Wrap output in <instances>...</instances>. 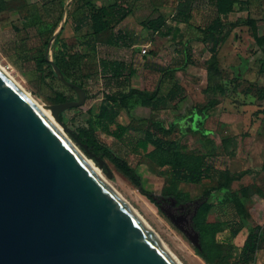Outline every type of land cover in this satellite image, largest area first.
I'll list each match as a JSON object with an SVG mask.
<instances>
[{
    "label": "rangeland",
    "instance_id": "374dc122",
    "mask_svg": "<svg viewBox=\"0 0 264 264\" xmlns=\"http://www.w3.org/2000/svg\"><path fill=\"white\" fill-rule=\"evenodd\" d=\"M116 1L133 12L114 29L95 36L90 23L82 21L80 2L66 0L60 26L45 47L38 30L46 26L45 0H0V66L46 109L58 104L63 95L80 100L81 95L49 67L56 52L63 51V43L79 51L83 59L78 81L86 91L85 102L60 112V125L52 114L56 124L180 264H208L187 234L204 202L211 205L208 220L223 223L218 243H235L233 262L250 231L262 230L264 237V0H237L234 12L222 16L227 35L216 53L211 45L199 41L202 29L216 14L211 0H194L185 16L177 11L181 0L93 3L101 7ZM159 14L165 17V26L158 32L145 29L143 22ZM248 19L256 20L259 41L243 23ZM77 22L83 25L78 33L74 31ZM188 51L192 55L189 60ZM113 60L126 65L121 77L103 65V61ZM175 83L182 90L172 100L168 94ZM132 91L148 92L162 103L155 110L142 107L140 95ZM108 95L124 96L128 110H122L106 132L98 115ZM152 121L172 127L170 141L185 153L202 155L218 172L216 178L200 183H178V189L190 195L184 203L161 195L168 170L147 156L152 146L148 152L138 147L139 140L152 129ZM118 125L130 128L117 136ZM93 129L102 144L136 169L142 188L109 159L100 157V167L98 160L74 141L73 134ZM146 192L153 193L155 202ZM240 225L242 229L234 237L232 229ZM256 264H264V239Z\"/></svg>",
    "mask_w": 264,
    "mask_h": 264
},
{
    "label": "water",
    "instance_id": "95a60500",
    "mask_svg": "<svg viewBox=\"0 0 264 264\" xmlns=\"http://www.w3.org/2000/svg\"><path fill=\"white\" fill-rule=\"evenodd\" d=\"M51 62L81 95L49 106L60 125L59 113L84 104L86 91ZM187 234L200 247L195 228ZM0 264H180L1 68Z\"/></svg>",
    "mask_w": 264,
    "mask_h": 264
},
{
    "label": "trees",
    "instance_id": "16d2710c",
    "mask_svg": "<svg viewBox=\"0 0 264 264\" xmlns=\"http://www.w3.org/2000/svg\"><path fill=\"white\" fill-rule=\"evenodd\" d=\"M83 9L82 21L90 23L95 36L101 35L109 30L114 29L123 20H125L133 9L128 5H122L118 1L101 7H96L93 0H77ZM194 0H181L178 3L177 11L179 15H187L191 9ZM215 8L216 14L212 21L202 29V37L200 42L211 45V51L216 53L220 46L225 42L227 35V26L222 20V16H228L234 12L237 0H211ZM66 0H45L43 4L45 28L39 27L42 32V40L44 46L47 47L50 39L55 31L60 26L65 12ZM251 27L252 35L256 41L261 37L258 35L257 22L254 19H248L243 22ZM166 24V19L162 14L157 17L150 18L143 22L145 29L158 32ZM83 28L80 22L74 26V31L78 33ZM63 51H57L55 54L54 63L63 73L66 80L76 83L83 87L82 83L78 81V73L81 69V62L83 55L77 51L72 50L66 43L62 44ZM192 58L191 51H188L187 59ZM197 61H193L192 64ZM105 68L110 69L112 75L121 77L125 74L127 68L125 63L117 60L103 61ZM50 69L53 75V65ZM172 76L174 74L172 73ZM72 88V87H71ZM74 90V89H73ZM181 86L175 83L170 90L168 96L170 99H175L178 92L181 91ZM132 94H138L141 97V106L152 110L157 109L162 103L161 99L148 92L132 91ZM64 101H74L73 96H61L59 103ZM122 110H128L127 103L124 96L108 95L106 100L100 106L98 115L99 125L103 131H110L111 125L115 124L118 116ZM202 115V113H200ZM152 129L145 133V137L140 139L138 147L143 151L148 152L150 146L153 150L147 153V156L163 170H168L165 184L162 187L161 195L163 197H173L178 203H184L190 199L189 193L182 192L178 189V183H200L204 179L216 178L218 172L205 158L197 153H185L178 145L170 141L168 138L172 134V127L165 128L161 123L152 121ZM130 126L118 125L117 136H121L128 130ZM74 141L78 143L81 149L88 155L92 154L102 158H107L114 163V165L123 172L133 183L142 188L141 176L136 169L132 167L126 160L121 159L111 150L110 147L102 144L96 135L95 130L81 131L78 134L72 135ZM92 155V156H93ZM264 170V166H263ZM143 190V189H142ZM153 202V193H145ZM208 194V191L206 192ZM211 210V205L207 202L202 203L194 217L193 227L199 233L200 247L196 248L197 254L208 264H256V255L261 248L263 237L262 230L259 232L250 231L246 236L243 244L240 247V253L235 257L234 261H230L235 250V243H228L222 246L217 241V234L222 231L223 223L212 222L208 220V214ZM242 226L232 229L234 237H237L241 231ZM261 229V227H259Z\"/></svg>",
    "mask_w": 264,
    "mask_h": 264
},
{
    "label": "bare ground",
    "instance_id": "6f19581e",
    "mask_svg": "<svg viewBox=\"0 0 264 264\" xmlns=\"http://www.w3.org/2000/svg\"><path fill=\"white\" fill-rule=\"evenodd\" d=\"M0 68L7 74V72L0 66ZM8 75V74H7ZM9 76V75H8ZM10 77V76H9ZM11 78V77H10ZM12 79V78H11ZM13 80V79H12ZM32 98V97H31ZM32 100H33V102L38 106V108H40V110L52 121V122H54V123H56L55 122V120L53 119V117H52V114H53V108H51V107H48V108H46L45 109V107H43V105H40L35 99H33L32 98ZM81 152V151H80ZM82 153V152H81ZM83 155V154H82ZM84 156V155H83ZM85 157V156H84ZM86 158V157H85ZM87 160V159H86ZM87 162L89 163V165L92 167V169L98 174V175H100L103 179H104V177L98 172V170H96V168L91 164V162H89L88 160H87Z\"/></svg>",
    "mask_w": 264,
    "mask_h": 264
},
{
    "label": "built area",
    "instance_id": "2783aa9c",
    "mask_svg": "<svg viewBox=\"0 0 264 264\" xmlns=\"http://www.w3.org/2000/svg\"><path fill=\"white\" fill-rule=\"evenodd\" d=\"M144 52H146V50H144Z\"/></svg>",
    "mask_w": 264,
    "mask_h": 264
},
{
    "label": "crops",
    "instance_id": "0c3cea01",
    "mask_svg": "<svg viewBox=\"0 0 264 264\" xmlns=\"http://www.w3.org/2000/svg\"><path fill=\"white\" fill-rule=\"evenodd\" d=\"M233 13V12H232ZM247 236V235H246ZM246 236H245V238H246Z\"/></svg>",
    "mask_w": 264,
    "mask_h": 264
}]
</instances>
